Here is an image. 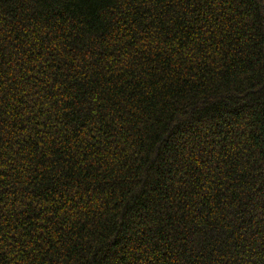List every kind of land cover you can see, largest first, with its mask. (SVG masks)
Returning a JSON list of instances; mask_svg holds the SVG:
<instances>
[{"label": "trees", "instance_id": "1", "mask_svg": "<svg viewBox=\"0 0 264 264\" xmlns=\"http://www.w3.org/2000/svg\"><path fill=\"white\" fill-rule=\"evenodd\" d=\"M0 264H264V0H0Z\"/></svg>", "mask_w": 264, "mask_h": 264}]
</instances>
